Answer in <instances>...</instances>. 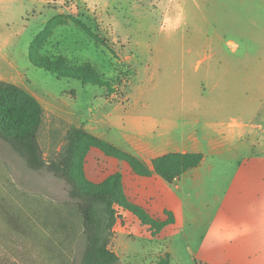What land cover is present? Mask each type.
I'll list each match as a JSON object with an SVG mask.
<instances>
[{
  "label": "rangeland",
  "instance_id": "obj_1",
  "mask_svg": "<svg viewBox=\"0 0 264 264\" xmlns=\"http://www.w3.org/2000/svg\"><path fill=\"white\" fill-rule=\"evenodd\" d=\"M260 7L262 15L264 0ZM242 10L241 0H0V73L45 109L38 143L48 159L76 127L70 119L85 122L111 108L105 99L124 103L132 86L145 87L152 57L176 61L184 45L195 43L193 58H204V43L215 35L244 43L236 19ZM263 16L258 21L264 29ZM31 47L33 61L59 64L61 72L91 66L111 90L37 67ZM221 170L215 162L214 174ZM243 173L207 181L213 205L216 196L228 199L200 224L179 223L158 235L120 210L111 248L121 264H238L239 259L264 264V162L254 170L246 164ZM69 200L64 181L29 167L0 140V264H80L83 226Z\"/></svg>",
  "mask_w": 264,
  "mask_h": 264
},
{
  "label": "crops",
  "instance_id": "obj_2",
  "mask_svg": "<svg viewBox=\"0 0 264 264\" xmlns=\"http://www.w3.org/2000/svg\"><path fill=\"white\" fill-rule=\"evenodd\" d=\"M241 3L237 33L244 43L215 35L204 43V58H193L195 43L184 45L176 61L152 57L145 87L132 86L124 103L105 99L111 105L108 111L85 122L69 120L145 163L150 176L135 174L119 160H113V172L122 174L129 202L159 221L173 215L175 223L163 231L214 218L217 204L226 205L228 197L216 196L213 205L207 181L233 180L244 174L246 164L254 170L264 162V29L258 21L264 14L260 0ZM171 153L202 154L203 161L169 183L155 172L153 161ZM215 162L222 164L221 175L214 174ZM250 237L247 233L244 240ZM238 264L256 263L239 259Z\"/></svg>",
  "mask_w": 264,
  "mask_h": 264
},
{
  "label": "trees",
  "instance_id": "obj_3",
  "mask_svg": "<svg viewBox=\"0 0 264 264\" xmlns=\"http://www.w3.org/2000/svg\"><path fill=\"white\" fill-rule=\"evenodd\" d=\"M74 22L92 38L108 47L85 24L78 20ZM33 56L31 47L30 59L37 67L62 77L78 79L83 84L108 87L111 90L91 66L61 72L59 64L48 65L43 61H33ZM44 115L45 109L36 97L15 84L0 80V140L9 144L29 167L45 169L67 184L70 198L67 205L83 226L80 264H121L120 257L111 248L116 236V226L122 220L120 210L132 213L153 234H159L175 223L171 214L168 220L159 221L141 207L129 202L124 193L122 174L113 172V160H119L127 163L135 174L150 176L152 172L145 163L138 157L95 138L84 128H71L63 149L44 159L38 143ZM202 161V154L171 153L155 159L153 165L158 175L173 183L189 170L198 167ZM59 219L63 221L60 216ZM61 226L69 230L66 224ZM163 264L169 262L164 261Z\"/></svg>",
  "mask_w": 264,
  "mask_h": 264
}]
</instances>
